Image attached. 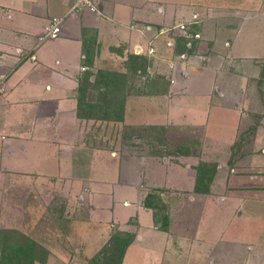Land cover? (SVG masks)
I'll return each mask as SVG.
<instances>
[{
  "label": "crops",
  "instance_id": "obj_1",
  "mask_svg": "<svg viewBox=\"0 0 264 264\" xmlns=\"http://www.w3.org/2000/svg\"><path fill=\"white\" fill-rule=\"evenodd\" d=\"M72 2L0 0L2 169L72 178L100 232L136 234L122 264H264V0H103L39 41ZM131 53L148 58L144 79ZM101 68L131 74L123 120L79 114L80 78ZM102 120L178 126L196 151L123 155ZM202 160L218 163L209 193L195 189ZM156 187L167 229L144 204Z\"/></svg>",
  "mask_w": 264,
  "mask_h": 264
},
{
  "label": "rangeland",
  "instance_id": "obj_2",
  "mask_svg": "<svg viewBox=\"0 0 264 264\" xmlns=\"http://www.w3.org/2000/svg\"><path fill=\"white\" fill-rule=\"evenodd\" d=\"M102 1L99 0L95 11H100ZM138 74L140 79H144V74L148 76ZM128 85L132 84L128 82ZM142 85L141 80L138 86ZM99 98V91L89 88L87 99L98 102ZM98 123L102 142L108 148L123 151V155H161L174 162L180 160V150L190 147L196 151L197 139L178 126L153 128L151 124H121L109 120ZM2 162L8 161H1L0 157V227L17 230L21 234L19 241L34 238L39 246L47 249L46 255L41 251L45 261L35 260L34 264H106L102 258L107 254L105 245L117 226L111 232H100L98 227L103 221L90 217V205L79 197L78 185L72 178L61 177L57 183L51 177L40 182L32 173L24 178L22 173L11 176L2 169ZM131 260L129 255L127 264Z\"/></svg>",
  "mask_w": 264,
  "mask_h": 264
},
{
  "label": "trees",
  "instance_id": "obj_3",
  "mask_svg": "<svg viewBox=\"0 0 264 264\" xmlns=\"http://www.w3.org/2000/svg\"><path fill=\"white\" fill-rule=\"evenodd\" d=\"M148 63V58L144 54H129V69L134 71V73L139 70V73H146ZM93 74H95V77L94 80H91L90 78ZM130 76L129 71L124 72L113 69L101 68L96 73L86 71L80 78L78 88L79 114L85 117L123 120ZM91 87L99 91L100 101L95 102L87 99V93ZM134 126L129 125V127ZM150 127L163 126L151 124ZM191 151L192 148L186 147L179 152L190 153ZM217 166V162L205 160L200 161L196 165L195 189L197 191H210ZM162 190L159 187L150 189L144 198V204L154 210L155 224L161 229H167L170 223V215L168 206L161 196ZM20 235L17 230L0 227V264H34L35 260L45 261L47 249L39 246V243L34 238L26 237L19 241ZM135 236L134 232L117 229L107 245H105L107 254L102 257L106 260L105 263L122 264L126 249ZM41 251L45 253L44 256ZM97 260L98 258L95 259V261Z\"/></svg>",
  "mask_w": 264,
  "mask_h": 264
},
{
  "label": "built area",
  "instance_id": "obj_4",
  "mask_svg": "<svg viewBox=\"0 0 264 264\" xmlns=\"http://www.w3.org/2000/svg\"><path fill=\"white\" fill-rule=\"evenodd\" d=\"M99 0H73L70 5L69 12H67L64 16L54 17L50 24L46 26V29L43 33L39 35V41H43L45 39L57 37L61 32V24L65 18L70 13H82L85 10L95 11L98 9ZM176 27L181 29H188L189 23L187 21H182L176 24ZM199 34V33H196ZM154 47H151L150 51H153ZM2 80L0 79V92L2 91L1 86Z\"/></svg>",
  "mask_w": 264,
  "mask_h": 264
}]
</instances>
